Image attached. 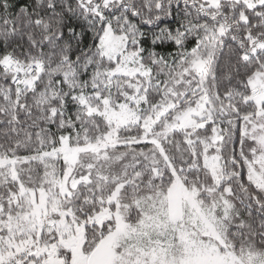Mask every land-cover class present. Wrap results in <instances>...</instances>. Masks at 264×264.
I'll use <instances>...</instances> for the list:
<instances>
[{"label":"snow or ice","instance_id":"snow-or-ice-1","mask_svg":"<svg viewBox=\"0 0 264 264\" xmlns=\"http://www.w3.org/2000/svg\"><path fill=\"white\" fill-rule=\"evenodd\" d=\"M0 264H264V0H0Z\"/></svg>","mask_w":264,"mask_h":264}]
</instances>
